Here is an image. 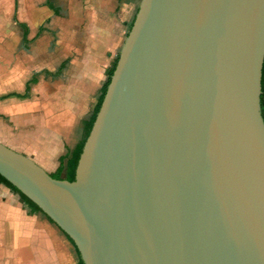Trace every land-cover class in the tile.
I'll return each instance as SVG.
<instances>
[{
  "label": "water",
  "instance_id": "obj_1",
  "mask_svg": "<svg viewBox=\"0 0 264 264\" xmlns=\"http://www.w3.org/2000/svg\"><path fill=\"white\" fill-rule=\"evenodd\" d=\"M264 0H142L73 182L0 177L83 264H264Z\"/></svg>",
  "mask_w": 264,
  "mask_h": 264
},
{
  "label": "crops",
  "instance_id": "obj_2",
  "mask_svg": "<svg viewBox=\"0 0 264 264\" xmlns=\"http://www.w3.org/2000/svg\"><path fill=\"white\" fill-rule=\"evenodd\" d=\"M68 2V50L62 43L53 51L40 48L44 23L59 17L51 0H22V17L14 10L12 24L0 25V144L49 175L77 145L79 122L97 92L99 99L110 58L136 16L135 2ZM31 33L38 39L29 47ZM41 216L29 215L19 196L0 184V264H78L76 249Z\"/></svg>",
  "mask_w": 264,
  "mask_h": 264
},
{
  "label": "rangeland",
  "instance_id": "obj_3",
  "mask_svg": "<svg viewBox=\"0 0 264 264\" xmlns=\"http://www.w3.org/2000/svg\"><path fill=\"white\" fill-rule=\"evenodd\" d=\"M118 2V4H122L124 2H127L128 4L130 3H134L136 4V14L137 11L140 7V4L142 2V0H116ZM51 2H53L54 6L57 7L58 12H59V17H57V19L51 18L50 21L45 22L43 25V32L40 34L39 37H41V43H39L40 48L41 49H47L48 50H54L55 47H58V45L60 43H62L63 48L67 49L69 48V42L71 40V36H70V32H69V26L67 23H69V2L68 0H51ZM15 10V14L17 17H22V13H23V9H22V0H0V25H7V23L9 22V25L12 24V13ZM49 14V13H48ZM49 16V15H48ZM54 22H57V25H54ZM128 26L126 27V31H125V35L122 36V42L120 44L119 49L117 50V53L114 57L110 58V62H109V66L108 69L106 70L105 76L107 78V72L109 71V69L111 68V65L113 64L114 60L116 59L117 56H119L120 51L125 43V40L130 32V28L128 30ZM35 33H31L29 35V39L30 37L32 38L30 40V46L32 47L36 44V40L38 39L37 36H35ZM14 36V40H15V51H19L20 46L17 45V36L16 34L13 35ZM39 77V74H33L31 77V83L30 86L34 85L37 82V78ZM32 80L35 81V83H32ZM30 89V87H29ZM26 94L28 93V90H26ZM99 96V92L96 93L95 96V100L94 103L92 105L88 106V111H86V113L83 115V119L82 121L79 122V131H78V138H77V144L82 140L83 138V126L84 123L88 120L90 114L92 113V109L94 108V106L97 103V98ZM59 168V167H58ZM57 171L56 170L55 173L49 175L50 177L52 176L53 179H57L59 177L60 180L64 179V173L60 174L58 177H56L57 175ZM23 204V203H22ZM24 207V205H23ZM25 208V207H24ZM29 215H34V214H30ZM38 215V214H37ZM42 217V216H41ZM48 221V220H47ZM49 222V221H48ZM52 224V223H51Z\"/></svg>",
  "mask_w": 264,
  "mask_h": 264
},
{
  "label": "trees",
  "instance_id": "obj_4",
  "mask_svg": "<svg viewBox=\"0 0 264 264\" xmlns=\"http://www.w3.org/2000/svg\"><path fill=\"white\" fill-rule=\"evenodd\" d=\"M132 27V26H131ZM131 29V28H130ZM25 30H24V35H25ZM118 61V56L114 60L113 64L111 65V68L107 72V79L104 85L101 88V94L100 97L94 106L92 113L89 117V119L84 123L83 126V138L82 140L75 146V148L72 151H67L66 154L59 159V168L57 171L56 177H58L60 174L64 173V179L67 182H73L75 178V171L76 167L80 158V155L82 153L83 146L85 144V141L87 140L89 133L92 129V126L94 124V121L96 119V116L99 112V109L101 107V104L103 102L104 96L106 94L107 88L110 83V79L113 75V72L115 70L116 64ZM32 83H35L34 80H32ZM260 111H261V117L264 123V61L262 65V76H261V97H260ZM52 178V176H51ZM53 179V178H52ZM55 180H60L59 177ZM0 184L4 185L6 188L17 194L23 203L24 207L28 210L30 214H40L44 218L42 212L32 203L30 202L27 198H25L23 195H21L14 187H12L7 181H5L3 178L0 177ZM50 223H52L48 218H46ZM53 224V223H52ZM65 236V235H64ZM66 237V236H65ZM66 239L70 242V244L74 247L72 241L66 237ZM77 252V251H76ZM78 254V253H77ZM79 257V255H78ZM78 264H83L81 259L79 258Z\"/></svg>",
  "mask_w": 264,
  "mask_h": 264
}]
</instances>
